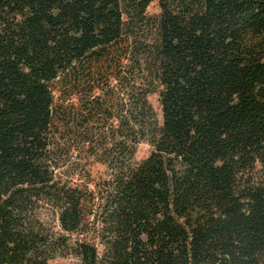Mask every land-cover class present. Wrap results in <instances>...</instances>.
<instances>
[{
  "label": "trees",
  "instance_id": "1",
  "mask_svg": "<svg viewBox=\"0 0 264 264\" xmlns=\"http://www.w3.org/2000/svg\"><path fill=\"white\" fill-rule=\"evenodd\" d=\"M0 264H264V0H0Z\"/></svg>",
  "mask_w": 264,
  "mask_h": 264
},
{
  "label": "rangeland",
  "instance_id": "2",
  "mask_svg": "<svg viewBox=\"0 0 264 264\" xmlns=\"http://www.w3.org/2000/svg\"><path fill=\"white\" fill-rule=\"evenodd\" d=\"M158 5H157V2L156 1H153L148 7H147V12L149 14H154V13H157L158 12ZM158 96L157 94H152L150 97H149V100L156 112V115H157V118L159 119V121H161V110H160V105L158 103ZM151 151V146L149 143L147 142H141L139 143V145L137 146V149H136V152H135V155H134V158L136 160H140V159H143L145 158ZM95 170H98V171H102L103 170V167L102 166H99V165H96L94 167V171ZM47 220L48 222L54 227V230L55 231H59L60 233H62L60 230H59V227L57 225L56 222H54L53 220V217L52 215L50 216H47ZM53 222V223H52ZM76 261V258L73 256V255H67L66 257H57L55 258V260H53V262H56V263H69V262H75Z\"/></svg>",
  "mask_w": 264,
  "mask_h": 264
}]
</instances>
